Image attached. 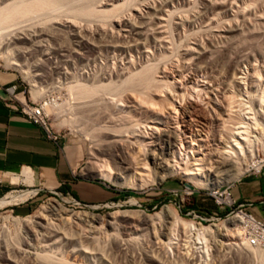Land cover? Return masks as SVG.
Here are the masks:
<instances>
[{
    "label": "rangeland",
    "instance_id": "1",
    "mask_svg": "<svg viewBox=\"0 0 264 264\" xmlns=\"http://www.w3.org/2000/svg\"><path fill=\"white\" fill-rule=\"evenodd\" d=\"M20 1L23 0H0V13H5L3 11L9 4ZM26 1L31 0L24 2ZM203 1L205 0H59L55 5L56 9H52V7L51 10H47L48 8L42 9V11L38 10V14L35 12L28 14L31 17L21 15L17 18V16L14 17L15 19L11 18L7 21V25L0 22V42L4 51L10 44H13L10 48H17L16 51H13L15 52L13 55L27 63L34 73L39 75L38 79L42 84L48 85L52 82H56L57 86L62 84V87L51 94L56 99L58 107L57 109L53 107V111L48 114L50 126L62 140L72 146L82 147L84 162L79 174L85 178L102 181L118 194L117 200L113 199L96 209L78 205L71 199L54 194L40 197L34 210L26 215L15 212L13 206L0 208V264H4L1 258L8 250L13 254L16 250L21 249L28 252L20 255L19 260L22 262H28L31 256H35L33 253L38 251L50 254L56 262L59 260L60 264L68 262V264H144L143 261L148 255H157L158 257H155L161 260L159 264H259L256 258L247 255L248 252L242 248L243 246H239L243 243L242 239L232 237V234L218 238L220 242L216 240L217 243L215 240H211L213 244L209 241V246L212 249L220 247V253L217 251L214 252L217 254L212 253L210 259L202 257V254L194 248V239L189 238V234L187 235L182 229L177 230L179 234L177 233L176 244L171 249L165 242H168V237L173 235L172 223L174 220L167 219L168 222H165L163 227L153 221V217L167 206L179 218L188 222L200 223L201 221L195 216L200 213L194 210L193 206L195 194L198 193L203 198L211 199L210 193L215 189L235 185L245 176L254 174L264 162V136L253 138L252 147L248 151V155L244 157L249 164L259 161L260 166L257 169H250L238 180L227 184L219 183L225 180L224 175H218L219 177L210 175L209 178L189 175L187 169L192 168L190 166L194 162L192 154H189L190 158L187 155V159L176 154L182 145L181 140L186 139L189 143H197L200 139H204L205 144H209L214 135H219L222 125H226L225 127L230 130L238 120L244 118L245 112L250 113L249 111L252 109L253 111L248 116L255 113L251 117L257 116L258 119V116H261L258 120L263 122L264 108L262 110L258 108L260 107L258 101L264 100V98L262 99L264 97V0H211L215 3L222 1V3H235L227 11L226 9H206ZM112 3L121 5L120 9L126 7L124 10L123 8L119 9L120 13L117 11L116 14H111L113 17L110 15L111 19L108 15H106V19L100 16L102 13L100 11L112 8L109 5ZM88 6L89 9L92 8L98 13L95 12L96 14L91 16L77 14L79 18L77 15L74 17L76 11ZM98 15L100 17H97ZM47 20L49 21L47 22ZM231 27L238 29L235 31L236 33L228 34L226 32ZM44 28L47 30L45 31ZM139 32L143 33L142 37H145L141 38L137 34ZM155 32L158 34L156 40L151 38ZM92 48L97 49L96 53L90 51ZM189 48H194L195 51L186 52V49ZM201 48L205 52L208 50L207 54L213 64L196 65L197 56L200 55L198 53L202 51ZM72 53L75 54L72 55ZM235 58L242 59L237 69V76L244 77L243 83L234 88L235 90L230 89L226 92V90H221L224 81H226V67L218 62L222 59L230 64L236 60ZM7 65L0 58V69L15 73L18 76V82L22 85V90H26L28 98L32 97L33 101H38L32 94L33 87L29 80L17 69ZM142 75H145V80ZM93 76H96L95 80L97 79V81L93 80ZM99 77H102L101 80ZM148 79L149 81H147ZM93 81L96 83L94 84ZM103 84L111 86L105 87ZM84 87L91 88V92L89 91L87 95L89 98L87 96L84 98L77 93ZM220 90L221 92H218ZM94 91L95 95L93 96ZM260 97L262 101L259 100ZM256 101L257 103H255ZM127 102H135L138 105L136 104V108L131 111L124 105V103L128 104ZM121 104L125 109L121 107ZM216 104L222 110L231 104L232 110H234L232 115L228 117L226 114L222 115L221 112L215 114L210 106L213 107ZM83 105L86 106V109ZM96 110L99 112L98 114L95 113ZM166 111L171 116L169 124L179 134L176 147L163 150L161 142L157 138H148L145 141L150 143L149 158L145 160L146 162H142L147 163V169H142L140 164L137 166L136 163H133L132 170L122 175V171L117 170L118 164L116 163L118 161H115L114 157H110L112 152H117V148L112 149L105 145V131L110 128L119 133L122 131L120 137L115 138V141L119 142L118 147L125 146V149L128 150L126 145H129L132 147V150H128L130 155L140 157L144 153V147L141 142L138 144L133 139L130 132L134 131L135 127H137L135 131L139 129L141 131L142 128L143 131L147 126H153L151 120H153L154 114H167ZM261 111L263 115L257 114ZM103 114H107L106 117ZM242 116L243 118H241ZM61 123L64 124L60 126ZM133 126L134 128H132ZM162 128L164 130L166 127ZM159 135L160 133L157 134V136ZM110 141H114V139ZM100 146H104L109 155L100 154L97 150ZM135 165L140 169L135 170ZM98 170L103 171L105 176L98 175ZM170 172V175L159 181V177ZM122 176L127 177L125 180L129 182L147 181L148 185L146 184L147 186L142 189L122 186L117 184L122 181ZM192 177L196 179L194 178V180ZM198 179H202L208 185L203 186L199 182L197 183ZM18 189L22 191L28 188L19 185ZM130 191L134 193L132 196H123ZM8 193H0V198ZM52 199L60 202L68 210L90 212L103 221L95 224L94 227L81 228L78 225H73L72 232H75L73 244L63 241L46 251L42 250L44 244L42 245L41 241L32 240L29 237L25 224L36 225L37 221H40L43 207ZM225 214L226 212L222 211L220 214L222 219L206 220L202 224L205 226L215 223L221 225L227 221L224 218ZM13 216L28 220L21 225L15 222ZM202 216L210 217L206 214H202ZM145 219L149 220V223ZM111 221L115 223L116 227H110ZM85 228L89 231L86 230L87 232L84 233L87 234L85 235L93 233L92 235L97 237V241L94 238L92 239L94 242H92L85 236L81 241L76 234L82 230L85 231ZM241 231L243 232L242 228ZM113 233L123 241L128 240L131 243L130 247L128 246L126 250L116 248L111 239ZM137 237L140 239L138 242H134ZM76 247H79V250L83 249V255H79ZM72 249H76L77 253H74ZM156 249L158 251L154 252Z\"/></svg>",
    "mask_w": 264,
    "mask_h": 264
},
{
    "label": "bare ground",
    "instance_id": "2",
    "mask_svg": "<svg viewBox=\"0 0 264 264\" xmlns=\"http://www.w3.org/2000/svg\"><path fill=\"white\" fill-rule=\"evenodd\" d=\"M25 0L23 1H20V2H15V3H12V4H9L8 6L5 7L4 11L5 13H0V22L1 24L3 23H6L7 21H9L11 18H14V17H17L19 18V16L21 17V15H25V16H30L28 14L32 13L34 14H38V10L39 11H42V9H46L48 8L47 10H51L52 9H56L55 8V5L58 4L59 0H31L29 2H24ZM92 1V0H91ZM262 1V0H261ZM126 2V1H125ZM204 2V5H205V8L206 9H220V10H223V9H226L229 10L233 7V4L232 2L231 3H215L214 1L211 2V0H205L203 1ZM87 3V2H86ZM121 3V2H120ZM89 4V2H88ZM93 4V3H91ZM90 4V5H91ZM237 4V3H236ZM112 8L110 9H104L103 11L101 10L100 12H102L100 14V16H103L104 18L106 17V15L109 16L110 18V15L115 13L120 9V6L119 4H116L115 3L113 4H109ZM122 5H125V4H122ZM86 6V5H85ZM92 6V5H91ZM126 7V6H125ZM124 7V8H125ZM76 8V7H75ZM75 8H74V11H75ZM82 8V7H81ZM88 8V9H87ZM87 8L85 9H82V10H78L76 11L74 14V17L75 15H84V16H91V15H94L96 13H98V11H95L94 9H89L90 7L88 6ZM95 8V7H94ZM109 8V7H108ZM123 8V7H122ZM121 8V9H122ZM123 8V10H124ZM120 9V10H121ZM135 9V7H134ZM250 9V8H249ZM159 11V10H158ZM246 11V10H244ZM96 12V13H95ZM119 13L121 11H118ZM40 13H43V12H40ZM45 13V12H44ZM142 13V12H141ZM55 14V13H54ZM57 14V13H56ZM69 14V13H68ZM105 14V15H104ZM118 14V13H117ZM153 14V13H152ZM161 14V13H160ZM77 15V16H78ZM34 16V15H33ZM96 16V15H95ZM99 15L97 17H100ZM115 16V15H114ZM162 16V15H161ZM199 16V15H198ZM31 17V16H30ZM36 17V16H35ZM93 17V16H92ZM95 17V18H97ZM112 17V15H111ZM158 17V16H156ZM214 17V16H213ZM16 18V20H17ZM79 18V16H78ZM87 18V17H86ZM94 18V17H93ZM113 18V17H112ZM134 18V17H133ZM161 18V17H160ZM215 18V17H214ZM15 19V18H14ZM13 19V20H14ZM28 19V18H27ZM40 19V18H39ZM106 19V18H105ZM111 19V18H110ZM15 20V21H16ZM153 20V19H152ZM151 20V21H152ZM155 20V19H154ZM49 20H47L48 22ZM103 21V19H102ZM127 21V20H126ZM220 21V20H219ZM71 22V21H70ZM125 22V21H124ZM156 22V21H155ZM46 23V22H45ZM78 23V22H77ZM106 23V22H105ZM152 23V22H151ZM157 23V22H156ZM15 24V22H14ZM41 24V23H40ZM129 24V23H128ZM7 25V23H6ZM13 25V24H12ZM150 25V24H149ZM153 25V24H152ZM155 25V23H154ZM68 26V25H67ZM129 26V25H128ZM132 26V25H131ZM71 27V25H70ZM92 27V26H91ZM151 27V26H150ZM239 27V25H238ZM103 28V27H102ZM153 28V27H152ZM162 28V27H161ZM224 28V27H223ZM45 29V28H44ZM133 29H134V26H133ZM140 29V28H139ZM150 29V28H149ZM47 29H45L46 31ZM136 30V29H135ZM219 30V29H218ZM236 30H238L237 28L235 29L231 27V29L227 30L226 32L228 34H231L232 32H235ZM41 31V30H40ZM50 31V30H49ZM81 31V30H80ZM131 31V30H130ZM161 31V30H160ZM157 32V31H156ZM153 33L151 35V38L154 40L158 39L157 38V33ZM63 33V32H62ZM149 33V32H148ZM212 33V32H211ZM236 33V32H235ZM139 36H141L142 34L139 32L137 33ZM151 34V33H150ZM63 35V34H62ZM68 36V35H67ZM87 36V35H86ZM85 36V37H86ZM144 36V35H143ZM234 36V35H233ZM145 37V36H144ZM141 36V38H144ZM89 38V37H88ZM140 38V37H139ZM138 38V39H139ZM140 38V39H141ZM221 38V37H220ZM86 39V38H85ZM18 40H20V38H18ZM90 40V38H89ZM153 40V41H154ZM161 41V40H160ZM214 41V40H213ZM138 42V41H137ZM158 42V41H157ZM232 42V41H231ZM1 43V42H0ZM14 43H17V42H14ZM86 43V42H85ZM84 44V43H82ZM157 44V43H156ZM13 45V44H10L7 48H6V51H4V48L2 47V43L0 44V48H2V52L0 50V58L2 60H4L8 65L7 66H10V67H14L15 69H17L20 73H22L28 80H29V83H31L32 87H33V90H32V94L33 96L36 98V100H41L47 96H50L51 94H53V92H55L56 90H58L60 87H62V84H59L58 86L55 85L56 82H52L48 85H44L41 83L40 79H38V76L37 74L34 73V71L32 70L31 67H29V65L27 63H24L22 61H20V59L16 58L13 53V51H16L17 48H10V46ZM145 45V44H144ZM68 46V45H67ZM87 47V45H84ZM229 47V46H228ZM72 49V47H70ZM97 48V47H96ZM147 48V47H146ZM213 48V47H212ZM236 48V47H234ZM144 49V48H143ZM171 49V48H170ZM202 49V48H201ZM73 50V49H72ZM95 48H92L90 51L91 52H95ZM187 51L186 52H193L194 48L193 49H186ZM4 51V52H3ZM76 51V50H75ZM146 51V50H145ZM195 51V50H194ZM83 52V51H82ZM98 52V51H97ZM25 53V52H24ZM69 53L71 55V51L69 49ZM96 53V52H95ZM94 53V54H95ZM147 53V52H146ZM197 53V51H196ZM208 50H203L201 52H199L198 54H200L199 56H197V60H196V65H201L202 63H206V64H213L212 61L210 60L209 56H208ZM75 54V53H74ZM72 53V55H74ZM91 55L93 53H90ZM89 54V55H90ZM148 54V53H147ZM156 54V53H155ZM197 54V55H198ZM165 55V54H164ZM211 55V54H210ZM256 55V54H255ZM249 57V55H248ZM89 58V57H88ZM157 59V58H156ZM236 59V58H235ZM254 59H256L254 57ZM51 60V59H49ZM90 60V59H88ZM213 60V59H212ZM131 62V61H130ZM215 62V61H214ZM217 62V61H216ZM228 62V61H227ZM225 60H220L218 63L224 65L226 67V81H224V86L221 90H226V92H228L230 89H234V88H237L239 86H241V84L243 83L242 80L244 79V77H238V73H237V69L238 67L240 66L241 62H242V59L241 58H237L235 61L233 60L232 63H227ZM130 64V63H129ZM219 64V65H220ZM223 66V67H224ZM125 68V67H124ZM13 69V68H12ZM123 69V68H122ZM145 74V73H144ZM112 75V73H111ZM97 76V75H96ZM96 76L93 78V80H95ZM106 76V75H105ZM104 76V77H105ZM143 76V75H142ZM141 76V77H142ZM145 76V75H144ZM144 76H143V79H144ZM223 76V75H222ZM110 77V76H109ZM118 77V76H117ZM140 77V76H139ZM100 80L102 77H99ZM99 78H98V81H99ZM107 78V77H106ZM105 78V80H107ZM113 78V77H112ZM150 78V77H149ZM142 79V78H140ZM80 80V79H79ZM104 80V78L102 79V81ZM145 80V79H144ZM97 81V79L95 80ZM95 81L94 84L96 83ZM101 81V82H102ZM142 81V80H141ZM149 81V79L147 80ZM154 81V80H153ZM157 81V80H156ZM88 82V80H87ZM100 82V83H101ZM112 82V81H111ZM143 83V82H141ZM81 84V83H80ZM102 84V83H101ZM105 87L107 86H111V85H105L103 84ZM71 86V85H70ZM87 86V85H85ZM102 86V85H101ZM98 87V86H97ZM103 87V86H102ZM102 87H98V88H102ZM104 87V88H105ZM131 87V86H130ZM152 87V86H151ZM90 88V87H89ZM155 88V87H154ZM247 88V87H246ZM91 89V88H90ZM84 87L82 89H80L81 91L80 92H77L80 94V96H84V98H86V96L89 94V91L91 92V90ZM96 90V87L94 88ZM92 89V90H94ZM119 89V88H118ZM122 89V88H121ZM240 89V88H239ZM218 91V92H221ZM235 90V89H234ZM105 91V89H104ZM109 91V90H108ZM131 91V90H130ZM239 91V90H238ZM241 91V90H240ZM149 92V91H148ZM264 92V91H263ZM262 92V93H263ZM75 93V92H74ZM133 93V92H132ZM138 93V92H137ZM160 93V92H159ZM225 93V92H224ZM93 96L95 95V91L94 93H92ZM97 94V93H96ZM223 94V93H222ZM227 94V93H226ZM240 94V93H239ZM78 95V94H76ZM134 95V94H133ZM163 95V94H162ZM78 97V96H76ZM87 98H89L87 96ZM228 98V96H227ZM264 97H262L263 99ZM76 99V98H75ZM225 99V98H224ZM241 99V98H240ZM123 100V99H122ZM136 100V99H135ZM164 100V99H163ZM261 100V97L260 99ZM80 101V100H79ZM125 101V100H124ZM139 101V100H138ZM241 101V100H240ZM244 101V100H243ZM255 101V100H254ZM262 101V100H261ZM264 101V100H263ZM259 102L260 104V107H258L259 109L261 108V110L264 108V103ZM126 102V101H125ZM156 102V101H155ZM163 102V101H162ZM230 102V101H229ZM82 103V102H81ZM89 103V102H88ZM98 103V102H97ZM116 103H118L116 101ZM128 103V102H127ZM154 103V102H153ZM152 103V105H153ZM210 103V102H209ZM234 103V102H233ZM232 103V104H233ZM257 103V101L255 102ZM105 104V103H104ZM137 104V103H136ZM136 104L135 102H129L128 104H125V106H127L126 108L130 109L131 111L133 109L136 108ZM160 104V103H159ZM244 104V103H243ZM60 105V103H59ZM89 106V104H86ZM91 105H93L91 103ZM97 105V104H95ZM102 105V104H101ZM116 105V104H115ZM123 104H121V107H124ZM138 105V104H137ZM155 105V104H154ZM210 105V104H209ZM221 105V104H220ZM236 105V104H235ZM239 105V104H238ZM257 105V104H256ZM85 105H83L84 107ZM87 106V107H88ZM140 106V105H139ZM161 106V105H160ZM164 106V105H163ZM175 106V105H174ZM232 105H228V107L226 109H221L219 107L218 104H216V106H210V108H212V111L215 112H221L222 115H228V117L230 115H232L231 113L234 111L232 110L233 108L231 107ZM250 106V105H249ZM259 106V105H258ZM53 107H55L57 109L58 107V103L55 101L54 103H52L51 105H49L46 109V112L47 114H49V112L53 111ZM82 107V108H83ZM112 107V106H111ZM79 108V107H78ZM81 108V106H80ZM90 108V107H89ZM150 108V107H149ZM172 107L170 106V109ZM225 108V107H224ZM85 109H86V106H85ZM88 109V108H87ZM94 109V108H93ZM99 109V108H98ZM97 109V110H98ZM101 109V108H100ZM125 109V107H124ZM248 109V107H247ZM252 109V107H251ZM91 110V109H90ZM96 110V111H97ZM159 110V109H158ZM244 110H245V107H244ZM95 111V110H94ZM93 111V112H94ZM127 111V110H126ZM174 111V109H173ZM249 111V109H248ZM253 111L250 110L249 112L251 113ZM256 111H257V106H256ZM260 111V110H259ZM88 112L89 109H88ZM102 112V111H101ZM107 112V111H106ZM109 112V111H108ZM124 112V111H122ZM129 112V110H128ZM167 112V111H166ZM92 113V112H91ZM95 113H99L98 111L95 112ZM94 113V114H95ZM105 113V112H104ZM127 113V112H126ZM239 113V112H238ZM243 113V112H242ZM250 113H247L245 112L244 114V118L243 116L241 118L240 121L238 120V122L235 123V126L227 129L225 126L222 125V128L220 129V132H219V135L217 136H213L212 139L210 140L209 144H205V141L204 139H200L197 143H189L186 139H183L181 140L182 141V145L180 147V149L177 151L176 154L180 155V156H184L186 159H187V155H188V158L189 157V154H192V158L194 159L192 162V168H188L187 170H189L188 174L189 175H192V176H196V177H200V178H209L210 175L212 176H225V180L222 181V182H219L220 184H227L231 181H234V180H238L241 176H243L246 172H248L250 169H253V168H258L260 166V163L259 161L256 162V163H252V164H249L247 163V160L244 159L245 156L248 155V151L251 149V145L252 143L254 142L253 140L256 138V137H259V136H264V112L263 114L262 111L261 112H257V114L259 113L260 115H263L262 116V119H263V122H261L262 120H258L259 117L261 116H258V119H257V116H254L251 117L253 114L255 115V113H252V115H250V117L248 116V114ZM61 114V113H60ZM104 116L107 115V114H103ZM109 115V114H108ZM220 115V114H219ZM98 116V115H97ZM102 116V115H101ZM153 116V115H152ZM106 117V116H105ZM104 117V118H105ZM216 117V116H215ZM219 117V116H218ZM256 117V118H255ZM98 118V117H97ZM109 118V116H108ZM121 118V117H120ZM119 118V119H120ZM171 118L170 114H163V113H155L154 116H153V120H151V123L154 124L153 126H147V128L145 130L142 131H135L137 130L135 127V130L134 131H131L130 129V134L131 136H133V139L136 140V142H141V145L144 147V153L141 154L140 157L138 156H135V155H130V151H128L129 149L132 150V147L129 146V145H126V147L128 148V150L125 149V146H123V148H120L118 147L119 146V142L116 140L115 141V138L116 137H120V134H122V131L119 133L118 131H114L113 129L111 130L110 129H107L105 131V145L108 146L109 148H117V152H112L110 154V157H114L116 160L115 161H118V166H117V170H120L122 171V175H124L125 173H128L129 171L132 170L133 168V163H136L137 164H140V167L142 169H147L146 165L147 163H142V162H146L145 160L149 158V144L150 143H146L145 140H147L148 138L152 139L153 137L157 138L160 142H161V145L163 147V150H167V149H173V147H176V143L178 141L177 139V136L179 135L175 128L172 127L170 124H169V119ZM107 119V118H106ZM112 119V118H111ZM118 119V120H119ZM227 119V118H226ZM232 119V118H231ZM235 119V118H234ZM117 120V119H116ZM214 120H217L214 118ZM230 120V118H229ZM237 120V119H236ZM108 122V119L106 120ZM219 122V121H218ZM220 122H221V119H220ZM222 123V122H221ZM64 123H61L60 126H62ZM106 124V122H105ZM110 124V122H109ZM114 124V123H113ZM221 125V124H220ZM229 125V124H228ZM111 127V126H110ZM140 127V126H139ZM146 127V126H144ZM162 127H166L164 130ZM113 128V126H112ZM128 128V127H126ZM134 128V126L132 127ZM105 129V127H104ZM115 129V128H114ZM123 129V128H122ZM117 130V128L115 129ZM119 130V129H118ZM121 130V129H120ZM124 130V129H123ZM128 130V129H127ZM126 130V131H127ZM125 131V130H124ZM159 136H157V134H159ZM122 136V135H121ZM180 137V136H179ZM186 137V136H185ZM191 137V136H190ZM255 137V138H254ZM254 138V139H253ZM260 138V137H259ZM264 138V137H263ZM114 139V141H110ZM222 139V140H221ZM225 142V143H224ZM118 143V145H117ZM122 144V143H121ZM139 144V143H138ZM221 144H223L221 146ZM129 146V147H128ZM134 147V145H133ZM98 148V147H97ZM189 149V150H188ZM98 152L100 154H103V155H109L107 153V149L103 146H100L98 149ZM138 151V150H137ZM141 152V151H140ZM252 152V151H251ZM250 152V153H251ZM143 156V158H142ZM176 158H179V156H176ZM190 163V161H189ZM262 163V162H261ZM136 165H135V170L137 168L140 169V167H137L136 168ZM191 165V163H190ZM138 166V165H137ZM149 166V165H148ZM261 168V167H260ZM260 168H258L257 170H259ZM213 169V170H212ZM138 170V169H137ZM187 172V171H185ZM98 175L100 176H105V174L103 173V171L101 170H98ZM170 173H167L165 176H162V177H159V181H162L163 178H165L166 176L170 175ZM172 174H174L172 172ZM187 174V175H188ZM25 175L28 177V178H31L32 175L29 171H26L25 172ZM129 176V175H127ZM218 176V177H219ZM125 176H122V181L121 182H117V184H120L122 186H128L130 188H133V189H142L144 188V186H147V181L146 182H141V183H138V182H132V181H128V180H125ZM134 178V177H133ZM150 178V177H149ZM193 178V177H192ZM195 178V177H194ZM193 178V179H194ZM135 179V178H134ZM196 179V178H195ZM194 179V180H195ZM116 180V179H115ZM155 180V179H154ZM158 181V180H157ZM14 182L16 183H19V179L18 178H15L14 179ZM29 183H32V181H28ZM199 182V184L203 185V186H207L208 183L207 182H204L202 179H198L197 183ZM147 184V185H146ZM36 193V190H22V191H15V192H10L8 193L7 195H5L4 197L0 198V208H3V207H7L9 205H12V204H15V203H18V202H21V201H25L27 198H29L30 196H32V194H35ZM65 201H68V200H65ZM69 202V201H68ZM74 203H76L77 201L73 200ZM103 205H93V206H90L91 208L93 209H96V208H99ZM13 218L16 220H14L15 222L19 223L22 225V223L24 221H27L28 219H23L22 217H15L13 216ZM167 219H172L173 223H172V227H173V235L168 237V242H165V244H167V246H169V248L173 249V246L176 244V240H177V235L179 234L177 232V230H184L185 233L188 235L189 234V238L192 237L194 239V245H195V249L200 252L202 254V257H206L205 259H210L212 257L213 254H217V253H220V247L217 246V248H211L209 246V243L211 242V240H215V243L216 240H219L218 238H222L223 236H226V235H231L232 234V237H236V238H240L242 239L243 243L240 244L239 246L242 247L243 249H245L247 252V255H250V256H253L254 258H256L258 261H259V264H264V249H261V248H254V247H251L248 245V243L246 242V240L244 239L243 240V232L241 231V219L240 218H234V219H230V220H227L225 223L219 225V224H211L210 226H205L201 223H197V222H188V221H185L181 218H179L175 212L173 210H171L169 207L165 206L162 208V210L160 212H158L154 217H153V221L155 222V224L163 227L164 226V223L165 222H168ZM147 223H149V220L145 219ZM167 220V221H166ZM103 220H101L100 218H98L96 215H94L93 213H90V212H82V211H74V210H68L66 209L60 202H58L57 200L55 199H52L47 205H45L43 207V212L40 214V221H37L36 225H30V224H25V228H26V232L28 233L29 237L32 238V240H36V241H41L42 242V250H47V249H50V247H53L55 246L56 244L60 243V242H65L67 241L68 243H71L73 244L74 242V238L75 237V232H72V226L73 225H78L79 227L81 228H84V227H94L95 224L97 223H102ZM71 225V226H70ZM110 227H116L115 226V223L111 221V223H109ZM108 225V226H109ZM74 226V227H75ZM104 226V225H103ZM156 226V225H155ZM24 227V226H23ZM120 227V226H119ZM118 227V228H119ZM105 229V228H104ZM114 229V228H113ZM23 230V229H22ZM87 229L85 228V231L82 230L81 232H77V236L81 239L84 238H90L91 241L92 239L96 238L97 237H94L91 233V235H85L87 233H84V232H87L86 231ZM98 230V228H97ZM115 230V229H114ZM80 231V230H79ZM91 231V230H90ZM183 231V232H184ZM89 232V231H88ZM93 232V231H92ZM118 232V231H117ZM116 233V232H115ZM151 233V232H149ZM178 233V234H177ZM96 235V233H94ZM118 234V233H117ZM97 236V235H96ZM110 236V235H109ZM112 236V240L116 246V248L120 249V250H126V248L130 245L131 243H129V241H123V239H120V237L116 234H111ZM110 236V237H111ZM227 237V236H226ZM185 238V237H184ZM110 239V238H109ZM110 239V240H111ZM140 239V237H137V239L135 238L134 242H138V240ZM77 240V238H76ZM137 240V241H136ZM85 241V240H84ZM97 241V240H96ZM131 241V242H132ZM210 241V242H209ZM94 242V240L92 241ZM220 242V240H219ZM97 243V242H96ZM212 243V242H211ZM41 244V243H40ZM78 244V243H76ZM155 244V243H154ZM164 244V245H165ZM187 244V243H186ZM213 244V243H212ZM232 244V243H231ZM83 245V244H82ZM111 245V244H110ZM220 245V244H219ZM224 245V244H223ZM222 245V246H223ZM233 245V244H232ZM237 245V244H236ZM81 246V245H80ZM216 246V245H215ZM193 247V246H192ZM77 248V247H76ZM79 248V247H78ZM77 248V249H78ZM193 248V249H194ZM117 249V250H118ZM175 249V248H174ZM192 249V248H191ZM23 249L21 250H16L13 254L10 253V251L8 250L5 254H3L1 260L4 264H60L58 263L59 260H57L58 262H56L53 257L48 254V253H41V252H38L37 253H33V255L35 256H31V258H29L28 262H22L19 260V257L20 255L24 254V253H28L26 250V252L22 251ZM82 250V251H81ZM78 251L76 249H72V251L74 253H79L83 255V249H81ZM71 251V253H72ZM77 251V252H75ZM129 251V250H128ZM146 251V250H145ZM158 249H156L154 252H157ZM217 253H214L216 252ZM240 252V251H239ZM213 253V254H212ZM160 254V253H159ZM12 255L14 256L12 258ZM219 255V254H218ZM216 255V256H218ZM27 256V255H26ZM157 256V255H155ZM154 255L153 256H146L145 257V262L144 264H159V262L161 260H159L157 257H155ZM160 256V255H159ZM163 256V255H162ZM172 256V255H171ZM214 256V257H216ZM137 257V256H136ZM14 258H16L14 260ZM58 259V258H57ZM134 260V259H133ZM65 262V261H64ZM62 263V262H61ZM69 263V262H68ZM67 263V264H68ZM174 264V263H173Z\"/></svg>",
    "mask_w": 264,
    "mask_h": 264
},
{
    "label": "crops",
    "instance_id": "3",
    "mask_svg": "<svg viewBox=\"0 0 264 264\" xmlns=\"http://www.w3.org/2000/svg\"><path fill=\"white\" fill-rule=\"evenodd\" d=\"M18 81L15 73L0 69V193L20 191L19 185L36 190V193L9 206L20 215H26L44 195L64 196L83 205H102L117 200V192L105 183L79 174L84 162L82 147L72 146L62 138L54 141L43 127L33 124L6 104L3 88ZM26 171L31 173V178L25 175ZM15 178L19 183L14 182ZM231 192L239 205L264 221V168L261 173L238 181ZM193 206L200 215L220 216L222 213L212 196L207 199L195 194Z\"/></svg>",
    "mask_w": 264,
    "mask_h": 264
},
{
    "label": "built area",
    "instance_id": "4",
    "mask_svg": "<svg viewBox=\"0 0 264 264\" xmlns=\"http://www.w3.org/2000/svg\"><path fill=\"white\" fill-rule=\"evenodd\" d=\"M22 85L17 82L15 84L3 88L5 94L4 101L6 104L16 112H19L26 117L30 122L35 125L43 127L48 135L57 141V136L50 126V116L47 114L46 109L49 105L54 103L56 99L50 95L41 100L33 101L32 97L27 96L26 90H22ZM264 168V162L261 168L255 173H261ZM232 186L221 187L215 189L210 195L214 198L218 207L225 211V220L234 218L241 219V228L243 229L244 237L249 246L254 248L264 249V222L256 218L253 214L248 212L243 205H239L232 195ZM78 205H83L76 202ZM90 207V205H85ZM201 222L206 220H220V216H210L205 218L202 215H195Z\"/></svg>",
    "mask_w": 264,
    "mask_h": 264
},
{
    "label": "trees",
    "instance_id": "5",
    "mask_svg": "<svg viewBox=\"0 0 264 264\" xmlns=\"http://www.w3.org/2000/svg\"><path fill=\"white\" fill-rule=\"evenodd\" d=\"M134 193L132 192V191H130V192H127L126 194H124L123 196L124 197H127V196H132Z\"/></svg>",
    "mask_w": 264,
    "mask_h": 264
}]
</instances>
